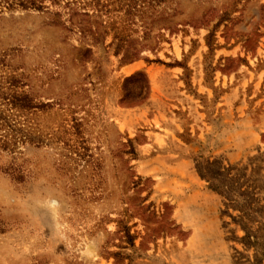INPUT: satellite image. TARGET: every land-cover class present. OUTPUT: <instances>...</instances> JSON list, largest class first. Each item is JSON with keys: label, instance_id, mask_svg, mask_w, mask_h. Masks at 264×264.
Returning <instances> with one entry per match:
<instances>
[{"label": "rangeland", "instance_id": "374dc122", "mask_svg": "<svg viewBox=\"0 0 264 264\" xmlns=\"http://www.w3.org/2000/svg\"><path fill=\"white\" fill-rule=\"evenodd\" d=\"M27 1L0 0V264H264V0Z\"/></svg>", "mask_w": 264, "mask_h": 264}, {"label": "trees", "instance_id": "16d2710c", "mask_svg": "<svg viewBox=\"0 0 264 264\" xmlns=\"http://www.w3.org/2000/svg\"><path fill=\"white\" fill-rule=\"evenodd\" d=\"M27 2H29V4L31 6H34V7L36 6V3L33 2L32 0H28ZM38 8H41V7H38ZM140 76H143V75L141 73H138V74L128 78L127 81H131L132 79H134L136 77H140ZM8 99L9 98H6L7 101L4 102V103H5L6 106L10 107V110L16 109V110L21 112V111H23L25 109H31V107H32L31 105L26 103L25 99H17V98H13V99L11 98V100H8ZM3 126H4V124L2 123V115H0V131L3 128ZM13 133L14 134L12 135L11 140H13L14 143H12L10 140H9L10 142L8 140H6L5 142L1 143V146L3 147V149L7 148L10 145L13 147L12 149H14V150L16 149L15 146H17V143L15 141L16 140L15 137H16L17 134H20L21 136L18 137L17 140H19V139L21 140L23 135H22V132L20 130L18 131V130L13 129ZM2 137H3V135L0 134V142H2V140H1ZM206 165H207L206 168L211 166L210 163H206ZM212 174H213L212 171H210L208 169H205L203 171V173H201V177L209 183V188L211 190L223 194V196H225L227 199H231L232 195L230 193H228L229 191L228 190H224L225 185L222 182H220L217 179H215V177ZM239 209L243 213V215L246 217V219H248V220L255 219L253 216H251V214H258V215H261V217H262V214H263V212L260 211V210H254L250 204H247V206L241 205V206H239ZM261 217H259V218H261ZM126 237L129 238V240L131 242L132 237H130L129 234L126 235ZM256 237H257L256 234H254L253 238H255V240H256ZM245 239H247L246 244H252L253 243V241L251 242L249 240V236L248 235H246Z\"/></svg>", "mask_w": 264, "mask_h": 264}, {"label": "clouds", "instance_id": "9594fccd", "mask_svg": "<svg viewBox=\"0 0 264 264\" xmlns=\"http://www.w3.org/2000/svg\"><path fill=\"white\" fill-rule=\"evenodd\" d=\"M48 208H50V209H55V208H57V206H58V201H56V200H51V201H49L48 203H47V205H46Z\"/></svg>", "mask_w": 264, "mask_h": 264}]
</instances>
